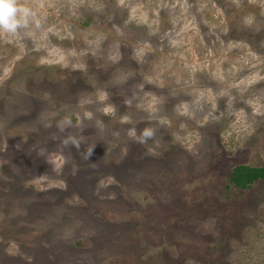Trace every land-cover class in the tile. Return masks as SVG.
Returning <instances> with one entry per match:
<instances>
[{
  "label": "rangeland",
  "instance_id": "374dc122",
  "mask_svg": "<svg viewBox=\"0 0 264 264\" xmlns=\"http://www.w3.org/2000/svg\"><path fill=\"white\" fill-rule=\"evenodd\" d=\"M18 3L0 264H264V0Z\"/></svg>",
  "mask_w": 264,
  "mask_h": 264
},
{
  "label": "clouds",
  "instance_id": "9594fccd",
  "mask_svg": "<svg viewBox=\"0 0 264 264\" xmlns=\"http://www.w3.org/2000/svg\"><path fill=\"white\" fill-rule=\"evenodd\" d=\"M28 15L29 9L18 0H0V32L15 35L18 28L26 25Z\"/></svg>",
  "mask_w": 264,
  "mask_h": 264
},
{
  "label": "trees",
  "instance_id": "16d2710c",
  "mask_svg": "<svg viewBox=\"0 0 264 264\" xmlns=\"http://www.w3.org/2000/svg\"><path fill=\"white\" fill-rule=\"evenodd\" d=\"M259 180H264V167L237 165L232 168L229 176V182L239 189H247Z\"/></svg>",
  "mask_w": 264,
  "mask_h": 264
}]
</instances>
